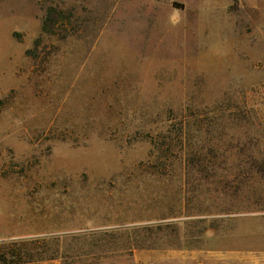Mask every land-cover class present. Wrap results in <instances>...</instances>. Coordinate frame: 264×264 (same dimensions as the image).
<instances>
[{
    "label": "rangeland",
    "instance_id": "374dc122",
    "mask_svg": "<svg viewBox=\"0 0 264 264\" xmlns=\"http://www.w3.org/2000/svg\"><path fill=\"white\" fill-rule=\"evenodd\" d=\"M186 127L221 187L264 141V0H0V264H264L263 185L185 187Z\"/></svg>",
    "mask_w": 264,
    "mask_h": 264
},
{
    "label": "trees",
    "instance_id": "16d2710c",
    "mask_svg": "<svg viewBox=\"0 0 264 264\" xmlns=\"http://www.w3.org/2000/svg\"><path fill=\"white\" fill-rule=\"evenodd\" d=\"M248 114V112L245 113L243 119H246ZM222 134L223 133L220 132L218 138H220ZM202 136V132L191 133L188 127H186L185 138L182 130L177 136L181 141L182 139L184 140V142H180V148L183 149L182 151H185L186 155L185 187L189 186L192 175L195 172V175L198 177V179L195 180L199 181V184L196 185V192L202 190L205 184H212L215 185L214 193L220 192L224 196L230 195L229 197H233L236 196L239 191H244L246 192L245 196L247 197V194L250 193L251 186L258 183L263 185L262 190L264 191V141H261L259 138L254 140L255 148L252 158L250 155V163H246L242 167L237 166L235 170L233 169L234 173H231L230 171L232 170H230L229 176L228 168H225L224 166L223 171L225 172V175H223V177L226 181L222 178L225 184L221 187L222 182L220 177L216 175V171H218L219 168H222L220 167V161L223 156L222 153L226 147L223 144L219 145L218 143L206 146L204 140H202ZM222 147L224 148L221 149ZM228 149L233 150L236 148L228 146L224 152L226 153ZM238 151V154H243L246 150L240 148ZM187 200L188 198H186V201Z\"/></svg>",
    "mask_w": 264,
    "mask_h": 264
}]
</instances>
